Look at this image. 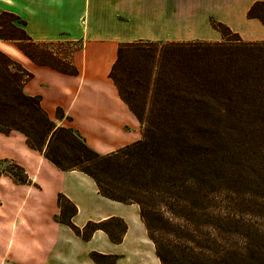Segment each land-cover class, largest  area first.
Wrapping results in <instances>:
<instances>
[{
    "label": "trees",
    "instance_id": "16d2710c",
    "mask_svg": "<svg viewBox=\"0 0 264 264\" xmlns=\"http://www.w3.org/2000/svg\"><path fill=\"white\" fill-rule=\"evenodd\" d=\"M247 14L264 24V0L256 1ZM12 20L24 26L18 36L12 35ZM212 24L223 34L219 42L137 40L119 45L110 77L139 119L142 138L106 154L91 148L74 128L57 124L43 108L40 95L26 94L24 86L33 73L0 48V132L23 133L27 144L58 168L90 175L103 196L138 204L160 264H216L215 255L204 247L171 248L166 244L157 235L161 209L167 206L185 212L188 193L200 194V190L190 188L187 176L204 175L203 166L214 164L211 159L217 157L223 142L218 124H264V40L246 41L222 22ZM25 25L15 12L1 11L0 39L14 41V46L37 64L78 73L76 66L47 48L54 42L34 40ZM129 53L141 58L124 62ZM145 55L151 56L150 64L143 62ZM57 114L66 116L62 108ZM11 162L21 175L13 170H7V174L16 182L31 183L25 169ZM58 202L61 212L55 219L85 240L98 229L113 242L122 240L127 228L123 219L88 221L80 227L73 222L77 206L62 193ZM115 220L121 222L118 234L104 225ZM90 257L96 264H113L118 259L116 254L96 250Z\"/></svg>",
    "mask_w": 264,
    "mask_h": 264
},
{
    "label": "crops",
    "instance_id": "0c3cea01",
    "mask_svg": "<svg viewBox=\"0 0 264 264\" xmlns=\"http://www.w3.org/2000/svg\"><path fill=\"white\" fill-rule=\"evenodd\" d=\"M256 1L260 0H0L6 10L26 21V31L34 40L81 42L72 56L77 74L37 64L24 54L17 57L22 52L16 47V54H9L33 73L25 93L40 95L43 108L57 124L74 128L101 154L142 138L139 119L110 77L121 43L219 42L223 34L213 21L222 22L246 41L264 40V24L247 14ZM59 108L64 118L58 117ZM0 143V156L14 160L31 179L25 184L0 175V241L10 237V244L0 243V252L10 251V260L96 264L90 257L96 250L118 255L113 264H160L138 204L103 196L90 175L58 168L31 148L19 131L0 132ZM59 193L77 206L73 217L77 226L123 219L127 228L122 240L113 242L101 229L85 240L58 222Z\"/></svg>",
    "mask_w": 264,
    "mask_h": 264
},
{
    "label": "rangeland",
    "instance_id": "374dc122",
    "mask_svg": "<svg viewBox=\"0 0 264 264\" xmlns=\"http://www.w3.org/2000/svg\"><path fill=\"white\" fill-rule=\"evenodd\" d=\"M5 6L0 2V12L7 9ZM11 23L12 35H20L23 24L19 20ZM224 31L234 36L227 29ZM6 43L15 48L14 41ZM47 48L76 66L72 56L80 50L81 42L57 41L47 44ZM140 58L129 53L124 62L134 63ZM143 62L150 64L151 56L145 55ZM217 126L223 130V142L217 157L211 159L214 164L203 166L204 175L187 176L190 188L200 190V194L188 193L186 213L163 207L157 235L171 248L204 247L215 255L216 264H264V124L222 122ZM11 161L15 162L0 156V175H8L7 170L21 175ZM104 225L116 234L121 231L118 220ZM0 243L10 244V237ZM0 264L18 263L10 260V251H3Z\"/></svg>",
    "mask_w": 264,
    "mask_h": 264
},
{
    "label": "bare ground",
    "instance_id": "6f19581e",
    "mask_svg": "<svg viewBox=\"0 0 264 264\" xmlns=\"http://www.w3.org/2000/svg\"><path fill=\"white\" fill-rule=\"evenodd\" d=\"M0 48L3 49L4 51H7L8 53L14 54L16 52L15 49H13V47H11L10 45L6 44V43H2L0 42Z\"/></svg>",
    "mask_w": 264,
    "mask_h": 264
}]
</instances>
